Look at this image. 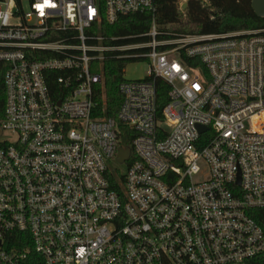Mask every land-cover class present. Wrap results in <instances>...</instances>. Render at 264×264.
I'll list each match as a JSON object with an SVG mask.
<instances>
[{
	"label": "built area",
	"instance_id": "built-area-1",
	"mask_svg": "<svg viewBox=\"0 0 264 264\" xmlns=\"http://www.w3.org/2000/svg\"><path fill=\"white\" fill-rule=\"evenodd\" d=\"M156 12L155 0H0V264H264L252 216L264 209V28L167 38ZM137 13L147 32L105 33ZM113 58L149 64L123 78L116 118Z\"/></svg>",
	"mask_w": 264,
	"mask_h": 264
},
{
	"label": "trees",
	"instance_id": "trees-1",
	"mask_svg": "<svg viewBox=\"0 0 264 264\" xmlns=\"http://www.w3.org/2000/svg\"><path fill=\"white\" fill-rule=\"evenodd\" d=\"M183 0H155L157 6L156 20L167 38H181L189 35H220L244 30L264 28V17H258L252 0H187V7L182 9ZM151 26V16L133 14L120 18L114 26L106 25L104 31L108 35L130 36L147 32ZM141 41L140 39H138ZM130 60L113 58L105 63L106 115L116 118L122 102L119 91L124 78V70ZM193 65V63H192ZM8 65L0 62V121L4 113L5 89L4 75ZM168 86L159 83L158 102L164 106L168 102ZM102 110L104 104L99 101ZM122 144L131 147L128 139ZM112 182L118 184L116 174L111 175ZM253 218L264 230V209L252 214ZM28 264H42L40 257L31 258Z\"/></svg>",
	"mask_w": 264,
	"mask_h": 264
},
{
	"label": "rangeland",
	"instance_id": "rangeland-1",
	"mask_svg": "<svg viewBox=\"0 0 264 264\" xmlns=\"http://www.w3.org/2000/svg\"><path fill=\"white\" fill-rule=\"evenodd\" d=\"M187 0H183V4L186 3ZM194 36V35H189ZM149 64L146 61H133L127 64L124 70V79L128 81H136L145 79L148 76ZM6 137H3V140ZM121 172L126 171L125 165L118 166Z\"/></svg>",
	"mask_w": 264,
	"mask_h": 264
},
{
	"label": "water",
	"instance_id": "water-1",
	"mask_svg": "<svg viewBox=\"0 0 264 264\" xmlns=\"http://www.w3.org/2000/svg\"><path fill=\"white\" fill-rule=\"evenodd\" d=\"M187 7V3L183 4L182 9L185 10ZM252 8L255 12V14L258 17H264V0H252ZM205 129H202V131ZM0 135H1V129H0ZM130 155V149L128 147H121L119 149V154L117 161L119 163H123Z\"/></svg>",
	"mask_w": 264,
	"mask_h": 264
}]
</instances>
